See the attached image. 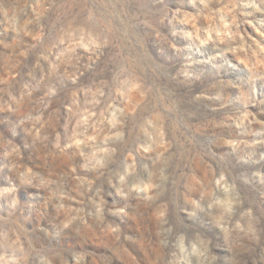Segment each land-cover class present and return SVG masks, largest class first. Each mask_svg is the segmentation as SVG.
Listing matches in <instances>:
<instances>
[{"label": "rangeland", "instance_id": "obj_1", "mask_svg": "<svg viewBox=\"0 0 264 264\" xmlns=\"http://www.w3.org/2000/svg\"><path fill=\"white\" fill-rule=\"evenodd\" d=\"M0 264H264V0H0Z\"/></svg>", "mask_w": 264, "mask_h": 264}]
</instances>
